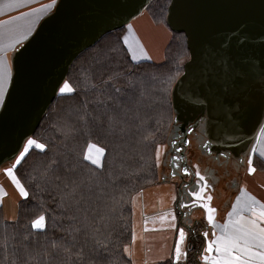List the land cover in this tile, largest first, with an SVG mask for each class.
Here are the masks:
<instances>
[{"label": "trees", "instance_id": "1", "mask_svg": "<svg viewBox=\"0 0 264 264\" xmlns=\"http://www.w3.org/2000/svg\"><path fill=\"white\" fill-rule=\"evenodd\" d=\"M170 2L152 0L145 12L155 23L168 27L169 7L166 5ZM125 30L109 33L76 59L66 80L75 91L56 98L32 138L38 144H45L46 148H30L15 169V175L29 191V197L18 202L14 220L7 219L0 207V264H44L48 259L46 253L54 243L72 249L67 264H90L92 258L96 264H133L123 252V247L131 245L133 239V202L137 194L159 180L155 148L167 144L171 135L174 120L172 89L184 71L189 50L185 34L171 31L172 39L165 50L163 63L135 62L123 42ZM114 70L122 74L134 73L149 90L144 105L129 113L122 136L109 134L91 121L85 125L81 118V102L92 101L98 95L91 85ZM90 72L96 73L95 81L89 79ZM88 108L95 114L91 104ZM90 143L105 149L102 169L82 160ZM53 156L75 165L83 176L95 173L101 181H106L110 173H123L124 178L118 185H109L102 199H94L89 205V231L101 230L97 236L108 243L106 252L97 255L92 242L86 241L83 234L75 240L69 235V221L59 209L60 192L47 186L42 178ZM260 159L256 155L257 171L264 174V166H259ZM41 215L45 216V228H32V222ZM99 215L107 219L101 223ZM80 247L85 255L77 260ZM194 251L189 249L187 261L180 264H196ZM54 264H65L62 251ZM160 264H169V260Z\"/></svg>", "mask_w": 264, "mask_h": 264}, {"label": "snow or ice", "instance_id": "2", "mask_svg": "<svg viewBox=\"0 0 264 264\" xmlns=\"http://www.w3.org/2000/svg\"><path fill=\"white\" fill-rule=\"evenodd\" d=\"M21 2L22 0H7L0 8L5 11L19 8ZM56 3L57 0H52V3L45 5V8H52ZM166 6L171 11V18L168 23L177 31L186 32L189 37L195 40L201 22L184 11L186 5L183 0H171L170 4ZM14 19H19V17ZM256 25L264 34V12L260 13ZM127 27L129 35L124 37V43L129 44V48H131L129 41L130 39L135 40V37L131 33L132 25L129 24ZM10 31H15L17 35L7 42L0 43V111H9L18 105L26 104L33 87V55L30 49L35 43V36H30L32 27L29 26L26 29L18 27ZM242 37L245 38L244 42L246 43V30L233 35L232 41L227 44L225 42H221L218 46L210 44L204 55L197 53L196 48H193V59L189 64L190 71L180 84L187 85L192 95L198 98L197 102H200V98H202L207 101L209 106L222 103L232 106L239 105L241 109L252 102V96L248 90L252 87L253 76L250 72L251 66L245 63L246 58L240 51L243 48ZM139 50L143 53L142 45H139ZM9 52L12 53L11 59ZM262 56H264V52H262ZM133 59H136L135 54ZM258 75L261 80H264V59L261 60ZM89 79L95 81L96 73L90 72ZM91 89L98 95L92 101L81 102L83 105L81 118L85 125L91 121L109 134L120 136L126 131L125 125L129 113H133L142 107L149 95V90L141 78H137L132 72L122 74L115 70L109 72L106 78L101 76L98 83L91 85ZM57 90L62 96H67L75 91L69 83L63 81V78L56 81L53 91ZM260 102L264 104V88L260 92ZM89 104H91L95 114L89 110ZM172 123L175 125L178 124V121L174 120ZM260 135L264 137V129H261ZM189 143L191 142L189 141ZM33 146L41 150L46 148L45 144H38L34 139H27L26 146L22 150H17V156L13 158L12 166L4 169L5 174L11 178L18 188L20 196L25 200L29 197V191L15 175V169L25 159L26 153ZM167 147V145L161 144L155 148V161L161 160V156ZM257 154L261 158L259 166H264V141L258 140L255 146L249 147L246 153L249 174L257 172L255 162ZM104 155V148L90 143L82 160L102 169ZM177 159L178 157L173 156V160ZM194 168L196 169L194 175L198 177V181L197 187L191 191L190 195L194 196L197 202L207 201L199 204V206L206 209L208 223L213 228H220V235L217 236L213 232L215 238L207 241L202 255L204 264H264V203H261L254 196L242 193L241 197H237L232 211L228 213L227 223L217 226L214 223L213 215L216 209L210 206L213 198L210 195H205V189L208 186L207 181L201 175L199 165H194ZM183 172L185 175L192 174L187 168H184ZM42 178L47 186L59 190V209L69 221L68 233L73 236V240L76 236L83 234L86 241L92 242L97 255L106 252L108 243L97 236L101 230L96 228L91 232L89 231L88 215L91 211L89 205L94 199L97 201L102 199L104 190L109 185H118L124 178L123 173H110L106 181H101L95 173L83 176L79 174L75 165L70 162H61L53 156L45 167ZM188 206L187 204L180 205V207ZM106 219L107 217L104 215L98 217L101 223ZM161 219H167V217L163 216ZM172 219L175 220L174 215H172ZM31 227L43 230L45 228V216H39L32 222ZM202 235L207 239L208 232H204ZM135 239L134 236L132 243H135ZM185 239V231L181 228L179 229V243L174 249V254L167 257L169 264H180L182 257L185 262L187 261L188 253L187 251L182 252L180 247ZM61 251L64 253V261L67 264L68 257L72 256V249L61 248L55 243L51 250L46 253L48 259L44 261V264H54ZM123 252L131 258V245L124 246ZM84 255L83 247L77 249V260H81ZM90 264H96L95 258L91 259Z\"/></svg>", "mask_w": 264, "mask_h": 264}, {"label": "water", "instance_id": "3", "mask_svg": "<svg viewBox=\"0 0 264 264\" xmlns=\"http://www.w3.org/2000/svg\"><path fill=\"white\" fill-rule=\"evenodd\" d=\"M151 2L152 0H58L53 11L42 18L31 35L35 36V43L30 49L33 55V87L29 101L9 111H0V171L12 164L17 150H22L27 139L33 138L45 114L60 95L58 90L53 91L56 81L63 78L66 82L73 63L82 53L109 33L131 24ZM183 2L186 5L184 11L199 20L201 27L195 40L186 32L177 31L168 23L171 18L168 8L167 25L173 33L185 34L189 59L172 89L174 120L178 124H173L167 144L177 145L182 142L187 147L189 135L201 127L204 136L208 138L206 146L199 148L203 155L227 159L232 157L239 159V164L243 165L249 147L254 146L264 125V104L260 102L264 80L258 75L261 60L264 59V34L256 25L260 13L264 12V0ZM242 30L247 31V37L246 43L245 38H241L243 48L240 51L246 58L245 63L251 66L253 79L248 91L252 102L242 109L239 105L222 103L209 106L202 98L197 102L198 98L192 95L187 85L180 84L190 71L193 48L204 55L210 44H227L232 41L233 35ZM180 134L182 141L179 140ZM176 168L174 164V169ZM184 168L191 172L186 164ZM177 177L183 178L180 173Z\"/></svg>", "mask_w": 264, "mask_h": 264}, {"label": "crops", "instance_id": "4", "mask_svg": "<svg viewBox=\"0 0 264 264\" xmlns=\"http://www.w3.org/2000/svg\"><path fill=\"white\" fill-rule=\"evenodd\" d=\"M6 2L7 0H0V6ZM51 3L52 0H22L19 8H13L7 11L0 8V43L14 38L17 33L10 30L18 27L26 29L31 26V36L42 18H45V16L53 11L56 5L52 8H45V5ZM143 13L134 19V22L132 21L133 28L131 33L135 37V40L130 39L129 43L131 44V48H129V44H126V46L132 59L134 54L136 56V59H133V61H143L139 58V42L143 37L148 36L151 49L150 54L153 57L151 60L162 62L164 60V50L172 37V32L164 24H155L150 18L145 16V12ZM16 17H19V19H14ZM128 35L129 29L127 27L124 37ZM11 56L12 53L9 52L10 59ZM262 129H264V125ZM260 132L257 138L259 141H264V137L260 135ZM164 160L163 157V160L159 163L160 182L156 186L150 187L139 194L133 202V237L135 236L136 239L135 243L131 242L132 263L160 264L168 260L167 257L170 254H174V249L179 243V229L183 228L186 239L183 244H180L182 252L187 251L188 253L189 249H195L194 256L196 264H204L202 260L203 250L206 247L207 241L215 238L213 232L217 236L220 235V228H213L208 223L206 209L199 206L198 209L190 210L194 205H199L207 201L197 202L195 201V197L191 196V202L188 204L183 198H179V195L176 193L175 181L171 182L170 175L165 166L162 169V165L165 163ZM10 165L12 166V164ZM10 165L5 166L0 171V207H3L7 219L14 220L17 214V204L23 198L20 196L19 190L11 178L4 172L5 168L11 167ZM234 166V170L241 172L242 175L237 178L231 176L227 181L216 178L212 170L208 171L199 168L201 175L207 181V185H210L209 189L208 186L205 189V195H210L213 198L210 206L216 209L213 215L214 223L217 226L227 223L228 213L232 211L237 197H241L242 193L254 196L261 203H264V174L258 171L260 173L259 175L253 176V174H249L247 171V161L243 165H240V169L238 165L234 164ZM172 172L176 174L177 169L173 168ZM216 188H219L218 196L215 195L214 190ZM221 190L227 191L222 194ZM153 191L157 192V197L155 196V199L148 202L146 198L147 194L150 192L152 194L154 193ZM161 199L168 201L167 208L163 209L162 204L153 208L154 202ZM181 204H187L189 207H180ZM135 210L138 220L134 219ZM172 215L175 216L174 221ZM163 216H166L167 219L162 220L161 217ZM204 232H208L207 239L202 235ZM183 262L185 261L182 257L180 263Z\"/></svg>", "mask_w": 264, "mask_h": 264}, {"label": "flooded vegetation", "instance_id": "5", "mask_svg": "<svg viewBox=\"0 0 264 264\" xmlns=\"http://www.w3.org/2000/svg\"><path fill=\"white\" fill-rule=\"evenodd\" d=\"M180 133V131H179ZM182 135L180 134L179 140L182 141ZM189 140L191 143L187 147L184 146V143H179L174 146V150H172V144L168 143L167 148L165 149L164 155V166L166 167L167 172L170 175L171 182L175 181L174 184L176 186V193L179 195V198L182 199L189 204L191 202V191L195 190L197 187L198 178L194 175L196 169L194 165H199V168L206 169L208 171H214L215 176L217 178L225 179L224 176L221 175L220 168H223V175L230 177L231 175L235 176V166L240 165L236 158H217L215 155H203L202 148L205 143L208 141V138L204 136V130L201 127L193 130L189 135ZM201 147V149H199ZM177 150V152H175ZM173 156H177L178 160L174 163ZM183 158V159H181ZM181 159V160H180ZM247 161V157H245V162ZM244 162V163H245ZM177 167V173L173 175V168ZM187 165L191 168V175H183V166ZM232 164V165H231ZM173 166V167H172ZM216 168V169H215ZM180 173L183 178L177 177V174ZM241 174V172H239ZM209 183V182H208ZM187 186V187H185ZM210 185L208 186L209 189ZM193 205V204H191ZM189 207V206H188ZM187 207V208H188ZM199 205H194L190 208V210L198 209Z\"/></svg>", "mask_w": 264, "mask_h": 264}, {"label": "rangeland", "instance_id": "6", "mask_svg": "<svg viewBox=\"0 0 264 264\" xmlns=\"http://www.w3.org/2000/svg\"><path fill=\"white\" fill-rule=\"evenodd\" d=\"M146 14H145V16L146 17H148V18H150V20L152 21V22H154L153 20H152V17L150 16V14L149 13H147V12H145ZM144 14V13H143ZM142 16H144V15H142ZM141 16V17H142ZM134 22V21H133ZM133 22L131 23V25H132V28H133ZM155 23V22H154ZM155 24H157V23H155ZM128 26V25H127ZM127 26H126V28H127ZM166 26V25H165ZM125 34V33H124ZM123 37H124V35H123ZM171 39H172V37H171ZM171 39H170V41H171ZM170 41H169V43H170ZM124 42V41H123ZM168 43V44H169ZM168 44H167V46H168ZM124 45H125V47L127 48V46H126V44L124 43ZM139 45H142L143 46V49H144V51H143V53H141L140 51V55H139V58H140V60H143V61H149V62H153V63H156V64H161V63H163V61L162 62H155V61H152L151 59L153 58V57H151V54H150V51H151V49H150V43H149V39H148V36H145V37H143L142 38V40H140V42H139ZM167 46H166V48H167ZM166 48H165V50H166ZM127 50H128V48H127ZM165 50H164V58H165ZM128 53L130 54V52H129V50H128ZM130 57H131V54H130ZM131 59H132V57H131ZM133 60V59H132ZM141 62V61H140ZM258 141V138L256 139V141H255V143H254V146H255V144H256V142ZM161 145V144H160ZM164 145H167V144H164ZM25 146H26V144H25ZM159 146V145H158ZM157 146V147H158ZM33 147H35V146H33ZM36 148H38V147H36ZM166 151V150H165ZM165 151H164V154L161 156V160L159 161V162H157L158 163V167H159V163H161V161L163 160V157H164V155H165ZM11 166V165H10ZM162 169H164V165H162ZM223 168H220V171H221V175L222 176H224L225 177V179H224V181H227L229 178H231V176H233V175H231L230 177H228V176H225V175H223ZM260 173H258V172H256L255 174H253V176H255V175H259ZM242 175V173L240 174L239 173V171H235V178H237V177H239V176H241ZM160 182V177H159V180H158V182L155 184V185H153V186H151V187H154V186H156L158 183ZM148 189V188H147ZM147 189H145V190H147ZM218 189L219 188H216L214 191H215V195L216 196H218ZM145 190H143V191H141L139 194H141L142 192H144ZM227 190H221V193L223 194L224 192H226ZM154 193H152L151 194V192L149 193V194H147V201L148 202H151L153 199H155V196L157 197V192H155V191H153ZM139 194H137L136 196H135V198H137L138 197V195ZM160 195V194H159ZM135 201V200H134ZM162 204V206H163V209H166L167 208V206H168V201L167 200H164V199H161V200H157L156 202H154V204H153V208H155V207H157L158 205H161ZM137 205H138V203H137ZM136 210H135V214H134V219L135 220H138V217L136 216ZM134 220V221H135Z\"/></svg>", "mask_w": 264, "mask_h": 264}]
</instances>
